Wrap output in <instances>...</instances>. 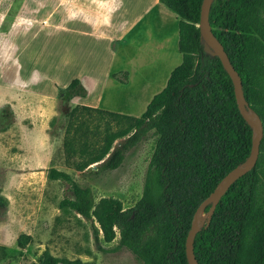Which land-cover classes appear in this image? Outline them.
<instances>
[{
	"label": "trees",
	"instance_id": "obj_1",
	"mask_svg": "<svg viewBox=\"0 0 264 264\" xmlns=\"http://www.w3.org/2000/svg\"><path fill=\"white\" fill-rule=\"evenodd\" d=\"M160 1L178 18L180 64L140 116L81 105L130 122L121 130L106 125L100 148L85 159L73 160L78 171L91 169L95 163V171H112L154 130L158 137L142 196L128 208L113 198L95 203L91 189L81 186L70 173L51 167L48 178L69 185L70 195L61 199V208L97 219L100 228L93 225L97 240L100 229L107 241L117 229L118 242L111 251L127 249L140 264H188L185 239L192 215L221 179L246 160L254 130L238 110L232 80L220 59L204 49L197 26L202 0ZM209 22L241 77L249 112L257 113L264 123V66L256 76L250 69V62L264 56V0H213ZM112 77L125 82L128 74L115 72ZM73 94H86L78 78L60 89L63 98ZM209 210L210 205L204 213ZM29 238L21 234L19 245L25 246ZM193 248L199 264H264V137L255 166L218 200L196 231ZM39 262L84 264L48 251Z\"/></svg>",
	"mask_w": 264,
	"mask_h": 264
},
{
	"label": "rangeland",
	"instance_id": "obj_2",
	"mask_svg": "<svg viewBox=\"0 0 264 264\" xmlns=\"http://www.w3.org/2000/svg\"><path fill=\"white\" fill-rule=\"evenodd\" d=\"M7 54L0 53V66L5 67L0 69V264H40L45 251L84 264H140L127 249L111 251L118 242L117 229L109 241L100 229L97 240L93 225H100L95 217L86 219L60 207L61 199L70 195L69 185L49 179L48 171L54 167L70 173L81 186L91 189L95 203L113 198L128 208L142 196L158 135L150 130L112 171H95V166L76 170L73 160L85 159L100 148L106 125L121 130L130 119L82 109L73 101L75 94L61 97V87L41 96L14 91L9 84L11 60ZM250 63L256 76L264 66V56ZM167 78L164 73L142 80V75L136 74L124 86L109 79L90 101L99 108L137 117L164 88ZM251 113L262 139L264 123L257 113ZM82 149L86 154H80ZM208 214H201L199 225ZM21 234L30 236L25 246L18 243Z\"/></svg>",
	"mask_w": 264,
	"mask_h": 264
},
{
	"label": "crops",
	"instance_id": "obj_3",
	"mask_svg": "<svg viewBox=\"0 0 264 264\" xmlns=\"http://www.w3.org/2000/svg\"><path fill=\"white\" fill-rule=\"evenodd\" d=\"M178 36V18L160 0H0V53L11 60L13 90L41 96L78 78L86 94L77 105L99 108L90 97L109 79L169 78L182 59Z\"/></svg>",
	"mask_w": 264,
	"mask_h": 264
},
{
	"label": "water",
	"instance_id": "obj_4",
	"mask_svg": "<svg viewBox=\"0 0 264 264\" xmlns=\"http://www.w3.org/2000/svg\"><path fill=\"white\" fill-rule=\"evenodd\" d=\"M213 0H202L201 8H200V18L198 27L200 30V34L202 39L204 40V49L206 52L218 56L220 59L224 69L229 74L232 84L234 87V94L236 99V104L238 110L242 117L248 122V124L254 130V137L252 140L251 150L243 162L242 165L237 166L230 170L222 179L220 184L216 189H214L205 199H203L200 204L196 207L193 215L190 227L188 229L186 239H185V254L188 261V264H199L193 248V240L196 231L199 228V222L201 218V214L204 213V209L206 206L210 205V210L208 211V218L212 214L218 200L223 196V194L227 191L230 185L235 182L239 177L243 174L250 171L256 164V161L259 156L260 149V141H261V128L257 122V120L252 116V113L249 112L247 108V104L245 102L243 90H242V82L241 77L235 68L232 66L230 59L228 57L227 52L224 50L223 45L214 35L210 22H209V11ZM96 165L92 164L91 167ZM207 218V219H208Z\"/></svg>",
	"mask_w": 264,
	"mask_h": 264
},
{
	"label": "bare ground",
	"instance_id": "obj_5",
	"mask_svg": "<svg viewBox=\"0 0 264 264\" xmlns=\"http://www.w3.org/2000/svg\"><path fill=\"white\" fill-rule=\"evenodd\" d=\"M200 220H201V218H200Z\"/></svg>",
	"mask_w": 264,
	"mask_h": 264
}]
</instances>
